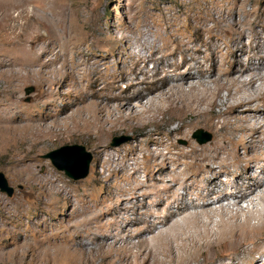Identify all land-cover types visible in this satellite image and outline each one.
Here are the masks:
<instances>
[{
    "label": "rangeland",
    "instance_id": "374dc122",
    "mask_svg": "<svg viewBox=\"0 0 264 264\" xmlns=\"http://www.w3.org/2000/svg\"><path fill=\"white\" fill-rule=\"evenodd\" d=\"M0 12V22L2 23L0 24V63L4 60L3 66H8L15 59L17 64L13 65L14 70L20 71L22 67L18 64L24 62L22 50L32 46L29 55L34 56V49H37L44 64L43 69L48 67L45 63L49 60L55 59V64L58 65L60 63L59 55L61 58L66 56V67H75L74 77L62 80L59 78L55 84L41 82L39 78L18 81L13 92L15 100L19 104L18 108L7 105L9 96L5 93H8V90L10 91L12 88L8 83H1L0 109H5L2 118L5 117L6 119H3L12 122V125H18L19 122L22 124L28 119L41 123H51L54 119H62L76 106L75 103L79 101L81 91L91 89L94 79V83L105 84L113 75L131 76L135 72V67L133 68L134 65L131 64V58H128L127 52L130 50L144 53L143 55L149 59L139 63V66L142 65L144 70L149 69V76H144L141 73L139 75L141 80H136L137 84L135 85L140 83L139 87L149 81L148 78L144 80L142 78L150 77L151 72L154 73V68L157 66L156 58L158 60L160 58L165 64L167 62L170 65V72L179 71L187 65L195 64L196 68H202L203 71L206 69L207 73L213 71V77L222 80L224 79L222 72L229 67L232 60V53L229 52L232 51L231 47L234 42H237L239 31H242L245 36L242 38L244 48H242V53L237 51V58L242 59V63L252 59L255 66L259 63L256 56V42L252 36L255 32L261 31L264 25V0H0ZM218 18L222 19L221 24L215 26V20ZM47 25L59 32L64 29L69 37L66 36L65 39H56L51 42L45 41V35H47V31L49 32ZM207 28H211V32ZM123 34L131 40L129 44L127 42L120 44L122 42L118 36ZM98 38L100 41H97ZM62 39L68 42V45L59 48ZM144 41L154 42L157 51H148L147 55V49L139 45ZM130 44L133 45V48ZM248 45H250L249 48H247ZM92 57L101 65L91 64ZM77 60L82 63L80 65L72 63ZM183 60L184 64H182ZM162 62L158 64L159 70ZM177 65H179V69H177ZM96 67L99 70L97 73H95L96 70L93 71V68ZM32 68H38V65L36 64ZM86 68L87 73L84 71ZM51 74L49 73V75ZM125 81H120L117 90L118 92L120 89L128 87V90L126 89V92L122 93L124 95L130 93L134 87L132 85L130 88L128 81ZM190 81L197 82V80ZM259 81L256 84L261 86L263 94L250 103V105H254V109L242 112L243 106H240L235 111L230 113L228 111L225 117L229 118V122L236 123V121L243 120L245 116L248 121L245 120L244 125L250 120H257V118L264 122V85H262L264 82ZM189 82L185 83L186 85L183 84L185 92L192 83L189 84ZM207 82L212 86L210 81ZM27 86L34 88V91L29 95L25 94ZM75 87L77 88L75 89ZM226 94V90L220 91V96L216 97L212 111L207 113L209 119H216V115L224 111L226 106L220 103H222L221 97L224 99ZM192 123L191 115L182 117L180 111L172 110L170 113L169 111L160 113L156 122L145 125L143 128L120 129L109 134L107 142L110 146H113L111 140L114 136L129 137L126 141L113 147L119 149L117 156L118 159L120 158L119 160L131 158L134 161L130 171L138 170V176L142 183L139 189L142 194L134 195L135 197L131 199L133 201L129 200L125 208L122 204L127 202L124 199L128 197L127 190L131 185L130 180L115 181L106 177L110 170L105 167L104 159L106 157L98 153L94 142L87 135L65 133L61 136L60 129L57 131V135L43 143L31 144L20 141L0 148V172L3 173L8 185L13 188L11 196L0 191V264H141L137 252L109 250L106 246H100L97 238L102 235L112 237L115 233L110 221L115 213L116 220L121 223V226H125V229L136 227L129 223L130 221L125 222V218L134 219L141 211V214H144L150 210L148 206L151 195L162 184L161 179L166 180L171 177V174L174 176L179 171L186 169L185 161L178 154L177 148L189 149L188 145L191 141L199 145L214 141L216 135L209 124L206 122L196 123L197 125ZM176 127H180L181 130L183 129L182 131L190 130V137H182L178 132L176 137L172 138L169 131ZM196 129L210 133L211 139L204 143L198 142L192 136ZM241 138L243 140L240 143H238L237 135L227 139V144L230 148L235 147L239 157V160L231 162L229 167L243 172L246 163H248L249 165L253 164V174L259 173L264 169L262 149L252 145L251 136L246 135ZM71 144L84 146L92 157L89 172L82 179L73 180L68 177L63 171L53 166L50 159L45 156L50 150ZM168 145L173 146L170 153H168ZM153 149L162 151L167 160L158 163L162 157L151 155L149 152ZM256 150H261L262 154ZM178 155L181 160L180 164L174 161ZM191 159L192 157L189 160ZM17 160L29 163L33 168L32 172L23 175L15 171L14 165ZM217 165L218 163H216ZM127 170L126 167H120L115 170V174L119 172L121 176ZM102 173L104 174L102 175ZM233 178L231 173L219 174V181L223 185L230 183ZM48 179L56 181V184L66 195L64 197L45 196L43 189L46 188V185L42 183ZM177 185L176 187L179 186ZM177 190L179 193L184 192L180 188ZM172 197L173 195L168 196L169 199ZM257 199L256 196L252 197L253 205H249L245 201L240 202V205L244 208L260 210L264 203ZM223 203L226 204L228 201ZM129 204H133V206ZM163 205L165 206V204ZM163 205L158 208L163 209ZM100 213L103 214L102 217L98 215ZM242 215L244 216V213L238 215L239 217L235 215L215 216L214 221L220 219L216 224L209 225L207 234L198 236L199 241H192L184 248L177 249V252L185 258V264H264V242L260 240L250 245V248L254 249L251 253L241 250L226 253L224 250L222 254H219L216 252V247L201 253L203 247L199 248L200 243H210L214 237L217 239L227 237L226 233L232 231L231 229L234 231L243 230L246 220L243 221L245 216ZM83 218L85 222L77 225ZM159 226L157 229H160ZM122 234L124 233H121V237ZM107 241L110 242L111 238H108ZM54 242L67 245L82 243L81 245L87 251L79 257L72 258L71 255L63 253L45 255L38 247V245L48 246ZM114 246H118V242L114 243ZM56 255L61 257L56 258ZM207 256L213 260L209 261ZM255 257L257 260L253 263Z\"/></svg>",
    "mask_w": 264,
    "mask_h": 264
},
{
    "label": "bare ground",
    "instance_id": "6f19581e",
    "mask_svg": "<svg viewBox=\"0 0 264 264\" xmlns=\"http://www.w3.org/2000/svg\"><path fill=\"white\" fill-rule=\"evenodd\" d=\"M221 21L222 19L220 18L215 20V26L221 24ZM0 24L2 23L0 22ZM47 26L49 32L47 31V35H45V41L51 42L56 39L61 40V38L65 39L64 37L67 36L64 29H61L59 32L58 30H53L52 26L51 28L49 25ZM211 28H207V30L211 32ZM243 36H245L243 32L239 31L237 42H234L233 47H231L232 51L229 52L232 53V60L229 67L227 66L228 68L222 72V76H224V79L222 80L214 78L212 73L213 71L207 73L205 71L206 69L203 71L202 68H196L195 64L187 66L185 65L186 67L180 70V63L177 65V69H179V71L170 72V65L167 62L165 64V62H162L160 58L158 60L157 58L155 59L153 57L156 60L155 63L157 65L154 68V73L150 71V77L142 78L143 80L148 78L149 81H146L145 85L139 87L140 83L135 85L137 84L136 80H141L139 75L142 73L144 76H149V69L147 68L148 70H144L141 67L142 65L139 66V63L146 60L147 57L146 55H143L144 53L142 54L141 52H134L130 50L127 52V54L128 58H131V64L134 65L133 68L135 67V72H133L131 76L113 75L109 82L106 81L107 83L105 84H100L99 82L94 83V79L93 83L91 84V89H83L85 91H81L80 99L77 103H75L76 106L68 115L66 114L67 116L64 115L65 117H62V119H54L51 123H41L37 120L28 119V121L26 120V122L24 121L22 124L19 122L18 125H12V122L10 123L9 121L3 119L5 117L2 118L3 111L5 109L1 108L0 148H3L8 144H16L20 141L30 142L31 144L43 143L48 141L52 136L57 135V131L60 129L61 136H63L65 133L68 135H87V137L91 138V140L94 142L96 146L95 149L98 151V153H100V155L102 154L107 159H104V163L106 164L105 167L109 168L110 170L108 171L109 173L106 172L108 173L106 177H110L115 181L120 179L130 180L131 185L127 190L128 197L124 199V201L126 200L127 202L122 204L125 208V206H127L129 203L128 201H131V199L135 197L134 195L142 194L140 193L141 191H139L142 183L138 176L139 171L136 169L130 171V169L133 168L132 164H134V161L131 158L127 160H119L120 158L118 159L117 156L119 149L110 146L107 142L109 134L120 129H130L132 127L143 128L145 125L156 122L159 114L167 111L170 113L172 110H178L182 114V117L191 115L193 117L192 124L206 122L214 129L213 132L216 135L214 141H211L208 144L200 145L191 141L188 145L189 149L184 147L177 148L178 154L185 161L186 169L179 171L174 176L171 174V177L167 178L166 180L161 179L162 184L151 195V200L148 206L150 210L147 208V213L145 212L144 214H141V211L134 219H129L127 217L125 218V222L130 221L129 223L136 225V227L125 229V226H121V223L116 220L115 213V215L110 218L115 233L112 235V237H105L102 235L101 237L97 238L98 244L100 246H106L109 248V250H123L128 253H132L133 251L137 252L139 254L141 264H185V258H183L180 253L177 252V249L181 247L184 248L188 243H192V241H199L198 236L207 234L209 232V225L216 224V222L220 219L219 218L217 221H214L215 216H238L244 213L245 218L243 221L246 220V223L243 230L234 231V229H231L232 231L226 233L227 237L220 239L214 237L210 243H200L199 248L201 249V247H203V249H201V253L207 252L209 249L215 247L216 252L219 254H222L224 250L226 253L228 251L234 250H241L246 253H251L254 251V249L250 248L252 243L257 242L258 240L264 242V205L260 210H256L255 208H244L240 205V202L245 201L249 205H253L252 197L256 196L258 198L257 200H260V202L264 203V169L259 173L253 174V164L249 165L248 163H246L247 165L245 166V170L243 172L241 170L237 171L235 168H230L229 166H231V162H235L237 159L239 160V157L235 147H229L227 144V139H231L237 135L239 141L238 143H240L242 142L241 140H243V138H241L242 136L249 135V137L251 136L252 145L256 147L258 146L264 153V122L257 118V120H250L246 125H244V121L247 120L246 116L244 115L245 118L243 120L232 123L228 121L229 118L225 117V114L228 113V111L229 113L231 111H235L240 106H243L242 112L249 111L254 107V105H250V103L257 99L258 96H262L263 94V89L261 86H257L256 82L258 80H260L262 83L264 82V25L261 31L255 32L253 36L251 35L253 40L256 42V56L259 59V63L256 66L253 64L252 59L242 63V59L239 60L237 58V51L241 52L242 48H244V42L242 41ZM67 37H69V35ZM118 37V39L122 42L120 44H123V42H127V44H129L131 41L128 39L129 37H127V35L125 36L124 34ZM63 39L61 41L62 43L60 42L59 44V48H64L68 45V42L64 41ZM97 41H100L99 38ZM240 44L241 47L238 48ZM130 45L133 48V45ZM139 45H142V47L144 46V48L147 49V55L149 53L148 51H157L156 44L154 45V42L144 41L140 42ZM249 46L250 45L246 47L249 48ZM31 48L33 47L31 46L22 50L24 62L18 64L22 67L20 71L14 70L13 65L16 63L15 59L9 63L8 66H3L4 60L2 63H0V84L3 82L8 83L12 88H9L10 91L8 90V93H5L9 96V102L7 103L9 107L14 106L15 108H18L19 104L15 100L13 92L14 88L16 87V83L20 80H36L39 78L41 79V82L55 84L57 81H59V78L62 80L68 77H74L75 67L65 66V63L67 62L65 58L66 56H62V58L61 55L58 56L60 62L58 65L55 64V59L49 60L47 63H45L48 67L43 69L44 64L40 59V54L37 53V49H34V56L29 55ZM91 59H93L91 64H94V66L95 64H100L95 58L92 57ZM161 62L162 66L159 70L158 64ZM72 63L80 65L82 61L77 60L76 62ZM36 64L38 65V68H32ZM182 64H184V60ZM84 71L87 73V68ZM93 71L97 73L99 71L98 67L95 69L93 68ZM49 73L52 74L49 75ZM125 80L128 81L129 85H127L130 88L132 85H134V87L132 90H130V93L124 95L122 93L126 92L128 87L125 89H120L118 92L117 90L119 88L120 81ZM189 80H197V82L193 83L190 81L192 83L189 86V89L185 92L183 89V84L189 82ZM67 81L69 80L67 79ZM207 81H210L212 86H210ZM262 85H264V83ZM77 87H75V89ZM3 90L5 91V89ZM221 90L227 91L224 99L221 97L222 103H220L224 104L226 108L224 111H221L218 115H216V119H209L207 117V113L212 111L215 99L216 97L220 96ZM190 125L191 124L189 123V126ZM182 130L180 127L172 128L169 131L170 136L174 138L178 132L182 137H187L190 135V130ZM172 148V145L167 146L168 153L171 152ZM258 152H261V150ZM149 153L154 157H162L159 159L160 161L158 163L161 161L165 162V160H167V157L159 149H153ZM179 155L176 160H174L178 162V164L181 163ZM191 157L192 159L189 160ZM216 163H218L217 166ZM120 167H126L128 169L127 172L121 176L119 172L118 174H115V170L119 169ZM14 169L18 173L27 175L32 172L33 168L29 163H22L20 160H17L14 165ZM225 172L231 173L234 178L230 183L223 185L219 181V174ZM103 174L104 173H102V175ZM42 184L46 185V188H42L43 194H45V196L64 197V195H66L65 192L61 190V187L56 184V181H50L48 179L44 180ZM176 185L178 187H176ZM177 188L184 190V192L179 193ZM170 195H173V197L169 199L168 196ZM224 201H228V203L224 204ZM163 204H165V206ZM129 205L133 206V204ZM160 205L164 206L163 209L161 208L162 210L158 208ZM98 215H101V217L103 216L101 213ZM84 222L85 220L83 218V220L77 225H81ZM111 222L109 223L111 224ZM158 225H160V229H157ZM121 233H124L122 234V237ZM148 234L151 235L149 236ZM108 238H111L110 242L107 241ZM116 242H118V246L115 247L114 243ZM81 244L82 243L79 245L78 243L79 246L74 244V246L67 245L65 243L61 244V242H54L48 246L38 245V247L45 255H49L50 253H63L71 255L73 258L79 257L87 251V249L85 250ZM60 257V255L58 257L56 255V258ZM207 259L209 261L213 260V258L208 256ZM256 260L257 257L253 259V263Z\"/></svg>",
    "mask_w": 264,
    "mask_h": 264
},
{
    "label": "water",
    "instance_id": "95a60500",
    "mask_svg": "<svg viewBox=\"0 0 264 264\" xmlns=\"http://www.w3.org/2000/svg\"><path fill=\"white\" fill-rule=\"evenodd\" d=\"M33 91V86L25 88L26 95H29ZM192 136L200 143L211 139V134L202 129H196ZM127 139H129L128 136H114L111 140V145H118ZM45 156L50 159L53 166L63 171L73 180L82 179L88 174L92 158L91 154L80 144L60 146L47 152ZM0 191L5 192L8 196H11L13 193V188L8 185L2 172H0Z\"/></svg>",
    "mask_w": 264,
    "mask_h": 264
}]
</instances>
